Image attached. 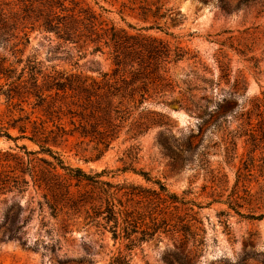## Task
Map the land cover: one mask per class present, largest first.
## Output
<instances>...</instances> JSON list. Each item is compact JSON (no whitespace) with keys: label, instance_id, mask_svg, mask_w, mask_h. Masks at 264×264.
Here are the masks:
<instances>
[{"label":"rangeland","instance_id":"374dc122","mask_svg":"<svg viewBox=\"0 0 264 264\" xmlns=\"http://www.w3.org/2000/svg\"><path fill=\"white\" fill-rule=\"evenodd\" d=\"M78 1L108 11L104 30L165 46L171 57L158 65L168 81L152 87L162 99L126 122L125 102L108 105L105 96L94 98L89 118L71 92L57 93L55 79L86 76L101 95L104 74H125L114 76L113 47L66 44L21 25L18 0H0L20 34L0 47V264H111L119 251L132 264H264V111L256 107L264 102V0ZM105 138L109 147L98 143ZM125 167L184 202L179 213L193 220L196 242L163 234L129 252L112 239L95 217L94 180L155 189Z\"/></svg>","mask_w":264,"mask_h":264},{"label":"trees","instance_id":"16d2710c","mask_svg":"<svg viewBox=\"0 0 264 264\" xmlns=\"http://www.w3.org/2000/svg\"><path fill=\"white\" fill-rule=\"evenodd\" d=\"M18 5L22 12V16L19 18L21 25L24 22L31 24L34 28L37 26L39 30L54 34L60 41L79 46V48H81L80 44L83 46L92 44L95 47L94 52H101L104 47H113L114 65L116 66L114 76L118 75L120 71L125 74L123 73L119 80H115V77L109 78L107 73L104 74L105 85L101 95L95 94L99 86L98 83L86 76H71L64 82L55 79L57 93L71 92L73 97H76L83 105L81 108L87 113V117L93 116L94 98L99 96H105V99H108V105L112 106L116 99H119L120 106L125 102V122L134 115V110L145 109L149 100L162 99L163 96H157L152 87L157 80H160V71L165 73V76L168 73L165 66H160V63L158 65V60L163 57L169 59L171 52L157 40L151 39L149 43H146L143 38L131 37L126 34L121 36L114 27L104 30L105 20H102V14L108 11L100 7L102 13L96 14L91 8L82 7L78 0H18ZM9 19L6 14L0 12V47L3 49L9 45L12 46V41L20 36L17 33L19 28L16 27V21L15 24H11ZM142 19L146 21V18ZM19 33L23 34L26 42L29 41L27 33H24L23 30ZM21 40H23L22 37ZM174 58L177 61L181 60L179 54H176ZM32 63V70L34 69L32 78L38 82L41 70L39 67L37 68V62ZM162 80L168 81L167 78H162ZM157 103L167 105L163 101ZM256 107L264 111L262 108L264 102L259 101ZM118 108L120 107L115 106L114 112L117 117L121 118ZM180 108L188 110L187 107L180 106ZM114 126L111 121H107V128L110 131L114 130ZM135 131L133 139L143 133L144 129L138 127ZM7 137L10 138V136ZM98 143L106 147L110 145L107 138L99 139ZM62 167L65 170H70L78 178L92 179L82 170ZM121 172H132L139 175L147 184H152L155 189L129 183L115 185L110 182L94 180L95 184L100 185L101 193V205L97 208L95 217L104 220L105 228L109 229L114 241L126 242L125 247L129 252L141 246L142 243L163 234L182 235L186 241L196 242V234L191 231L194 226L193 220L180 215V207L185 204L176 194L171 193L160 180H153L146 172H137L131 167H125ZM111 264H132L131 254H123L119 251L117 256L112 258Z\"/></svg>","mask_w":264,"mask_h":264}]
</instances>
